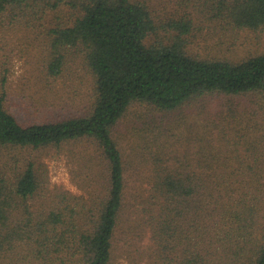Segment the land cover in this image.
Returning a JSON list of instances; mask_svg holds the SVG:
<instances>
[{
    "label": "trees",
    "instance_id": "1",
    "mask_svg": "<svg viewBox=\"0 0 264 264\" xmlns=\"http://www.w3.org/2000/svg\"><path fill=\"white\" fill-rule=\"evenodd\" d=\"M36 1L0 0V13ZM39 1L77 10L71 23L48 29L46 75L58 76L79 53L93 99L85 114L21 123L3 105L0 78V264H111L121 232L148 233L142 254L150 264H264V50L240 59L190 53L180 37L193 28L189 20L167 23L179 31L172 42L148 41L156 26L140 0ZM192 3L194 14L239 31L264 29V0ZM210 94L248 97L259 117L237 142L229 122L211 127L206 148L224 145L226 154L214 152L194 169L187 156L160 153L167 146L159 134L148 149L161 156L147 158L136 146L126 161L114 128L132 105L176 111ZM79 140L103 159L91 170L89 208L83 197L49 191L27 155Z\"/></svg>",
    "mask_w": 264,
    "mask_h": 264
},
{
    "label": "rangeland",
    "instance_id": "2",
    "mask_svg": "<svg viewBox=\"0 0 264 264\" xmlns=\"http://www.w3.org/2000/svg\"><path fill=\"white\" fill-rule=\"evenodd\" d=\"M140 1L147 6L156 26L148 41L172 42L179 31L167 23L189 20L193 28L180 37L184 49L195 55L240 59L264 50V29L239 31L227 20L214 18L212 14H194L192 0ZM44 4L38 0L0 13V78L6 79L3 105L21 123L85 114L93 99V77L79 53L69 54L58 76L46 75L48 29L71 23L77 10L66 4L55 8ZM182 106L179 110L167 111L144 103L132 105L114 128L126 161L136 158V146L145 150L147 158L161 156L155 146L148 148L156 135L163 134L167 147L160 153L174 155L175 159L187 156L194 169H198L196 161L207 163L205 159L214 152L227 153L224 145L215 144L211 150L206 148V137L214 129L211 127L229 122L227 131H232L237 142L242 140L241 135L247 136L251 131L248 124L252 125L259 118L248 97L199 95ZM233 149L235 146L230 151ZM27 155L39 163L43 184L49 191H67L83 197L87 202L85 208L91 206L90 199L96 193L90 179L91 170L92 167L101 169L103 162L92 143L86 140L65 142L42 148L36 154L28 151ZM33 201L41 204L40 200ZM147 236V232L136 236L126 232L118 234L111 264H150L142 254L149 244ZM152 264L159 263L153 261Z\"/></svg>",
    "mask_w": 264,
    "mask_h": 264
}]
</instances>
